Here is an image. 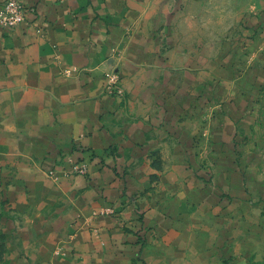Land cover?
<instances>
[{
  "label": "crops",
  "instance_id": "obj_1",
  "mask_svg": "<svg viewBox=\"0 0 264 264\" xmlns=\"http://www.w3.org/2000/svg\"><path fill=\"white\" fill-rule=\"evenodd\" d=\"M22 2L25 20L0 26V264H229L242 247L252 257L222 226L195 222L211 205L190 183L174 107L179 86L218 74L192 38L199 1ZM112 66L122 96L106 90ZM68 155L90 173L55 182L48 170ZM112 204L119 213L88 224Z\"/></svg>",
  "mask_w": 264,
  "mask_h": 264
},
{
  "label": "rangeland",
  "instance_id": "obj_2",
  "mask_svg": "<svg viewBox=\"0 0 264 264\" xmlns=\"http://www.w3.org/2000/svg\"><path fill=\"white\" fill-rule=\"evenodd\" d=\"M196 1L199 16L193 20L192 38L207 42L215 60L211 70L215 65L218 74H211L203 84L195 78L193 83L179 86L181 100L174 107H179L175 114H181L177 121L184 122L189 129L181 131L179 139H185L186 165L197 175L190 183L204 197L202 202L211 205V217L207 212H198L195 222L222 226L236 237L235 241L254 247L252 257L242 247V256H230L229 264H250L251 259L255 264L256 260L264 261V0ZM184 27V21L179 20V32ZM113 72L119 76L121 94L107 89L108 75ZM106 76L107 92L122 96L125 89L119 70L112 66ZM66 160L67 166L58 163L48 170L55 182L62 177L89 175L87 161L72 155ZM75 165L85 166V172L76 170ZM126 166L119 162L121 170ZM154 181L149 193L159 185ZM138 194L134 195L135 200ZM119 206L98 208L86 220L93 225L94 217L116 215ZM80 217L78 213L72 220ZM91 229L99 234L97 227ZM224 234L221 232L220 239Z\"/></svg>",
  "mask_w": 264,
  "mask_h": 264
},
{
  "label": "built area",
  "instance_id": "obj_3",
  "mask_svg": "<svg viewBox=\"0 0 264 264\" xmlns=\"http://www.w3.org/2000/svg\"><path fill=\"white\" fill-rule=\"evenodd\" d=\"M26 8L22 0H3L0 8V26L17 27L25 20ZM120 81L117 73L108 75L107 89L110 93L121 94L122 90L118 87ZM75 169L85 172V166L75 165Z\"/></svg>",
  "mask_w": 264,
  "mask_h": 264
}]
</instances>
